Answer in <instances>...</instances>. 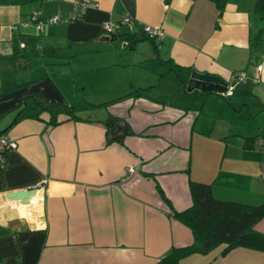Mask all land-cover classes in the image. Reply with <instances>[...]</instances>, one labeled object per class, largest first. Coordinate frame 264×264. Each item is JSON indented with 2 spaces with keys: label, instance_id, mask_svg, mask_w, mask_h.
Wrapping results in <instances>:
<instances>
[{
  "label": "crops",
  "instance_id": "crops-1",
  "mask_svg": "<svg viewBox=\"0 0 264 264\" xmlns=\"http://www.w3.org/2000/svg\"><path fill=\"white\" fill-rule=\"evenodd\" d=\"M90 1L71 18L76 0H0V135L18 143L0 162V264L155 263L194 240L173 215L192 204L191 180L220 199L264 202L255 1L228 0L221 13L213 0ZM126 13L136 17L134 43L122 39L126 27L117 38L103 27ZM54 15L65 19L46 20ZM145 23L163 29L158 46ZM185 67L221 76L232 94L188 90ZM99 68L130 85L103 94L110 100L78 99L75 75ZM40 101L59 104L58 123L46 109L17 118ZM255 227L264 234V216ZM223 247L180 264H264V249Z\"/></svg>",
  "mask_w": 264,
  "mask_h": 264
},
{
  "label": "trees",
  "instance_id": "trees-1",
  "mask_svg": "<svg viewBox=\"0 0 264 264\" xmlns=\"http://www.w3.org/2000/svg\"><path fill=\"white\" fill-rule=\"evenodd\" d=\"M213 1L221 13L228 0ZM255 11L261 17H264V0H255ZM79 16H82V14L76 13L71 18ZM63 19L65 18L61 17L59 21ZM137 33H130L126 30L121 37L123 40L134 43V40L138 38ZM144 37L153 40L157 46L160 44L150 36L145 35ZM255 42H264L263 28L255 35ZM179 69L174 68L175 71H178L177 73H179ZM184 69L187 73L184 82L188 85L189 76L194 69L191 67H185ZM205 91L216 92L215 90ZM217 93L230 95L223 92ZM45 109L51 112V123H58L59 104L45 105L42 101L34 104L33 107L30 104L25 106V112L19 113L17 118L40 117L41 112ZM190 184L192 204L184 210L173 209V215L191 228L194 240L191 244L173 247L167 254L152 264H180L181 259L192 253H208L222 244H224L221 250L222 254H227L238 246L264 249V234L255 227L257 221L264 216V202L248 204L235 200L220 199L213 194L211 183L191 180ZM165 199L168 200L166 196Z\"/></svg>",
  "mask_w": 264,
  "mask_h": 264
},
{
  "label": "built area",
  "instance_id": "built-area-1",
  "mask_svg": "<svg viewBox=\"0 0 264 264\" xmlns=\"http://www.w3.org/2000/svg\"><path fill=\"white\" fill-rule=\"evenodd\" d=\"M93 3L90 0H76L73 16L76 13H84L86 8L88 6H92ZM41 11H37L34 14V18L38 19L40 16ZM61 19L60 15H54L48 18V21L50 22H58ZM136 17L131 14V13H126L124 17L117 22H112V21H104L103 22V27L104 29L111 35L114 36L118 34V31L124 26L127 28L128 32L133 33V32H138V29L136 28ZM144 35L150 36L154 38L157 42H160L164 36V31L162 28L157 27V26H152L150 24H143L142 30ZM245 78V72H240L235 75H233V80H240ZM233 92V85H229L227 90L223 93L226 94H231ZM18 143L15 140L10 139L9 137L5 135L0 136V162H4L5 160V151L9 149H15L17 148ZM130 171H134L133 167H129ZM263 178H264V172H263Z\"/></svg>",
  "mask_w": 264,
  "mask_h": 264
},
{
  "label": "rangeland",
  "instance_id": "rangeland-1",
  "mask_svg": "<svg viewBox=\"0 0 264 264\" xmlns=\"http://www.w3.org/2000/svg\"><path fill=\"white\" fill-rule=\"evenodd\" d=\"M257 17H258V19H260L263 22V27H264V17L261 18V16L259 14L257 15ZM127 68H125L123 71L127 72ZM114 72H116L115 69L112 70V69L99 68V69H95V70H91L89 72H86L85 75L76 74L75 75V81H76V85H77V92L80 93V95L82 97V98H78V99H83V100L90 101V102H94V101H97L100 99H109L110 100L112 97H110V96L105 97V96H103V94H105L106 92L113 94L115 91H118V90L121 91L125 87H127V85H130L131 82L129 81V75H127V78H121L122 80L120 81L116 77L113 76ZM81 84H86V88L84 90H81V88H79V87L83 86ZM66 88H68L70 90L73 89L71 86L69 87L67 82H66ZM88 108H90V107H88ZM82 115L97 117L96 112L85 113ZM248 116H249V113H248ZM259 117L260 116H258L257 118L255 117V118L258 120ZM248 121H249L248 127H252L253 125H255V122H251L250 119ZM257 125L258 124H256V127H254V129L251 131V133H256V132L261 131L259 128H257L258 127ZM194 263H192V264H194ZM187 264H190V263H187Z\"/></svg>",
  "mask_w": 264,
  "mask_h": 264
},
{
  "label": "water",
  "instance_id": "water-1",
  "mask_svg": "<svg viewBox=\"0 0 264 264\" xmlns=\"http://www.w3.org/2000/svg\"><path fill=\"white\" fill-rule=\"evenodd\" d=\"M117 35H114L113 38H117ZM126 43L123 45L125 46ZM188 90H192L193 88L201 89V90H215L217 92H225L229 87V82L222 78L219 75L207 73V72H199L194 70L190 76L188 81ZM37 188L35 189H21L17 191H11L10 196H21L28 197L31 194L35 193Z\"/></svg>",
  "mask_w": 264,
  "mask_h": 264
}]
</instances>
